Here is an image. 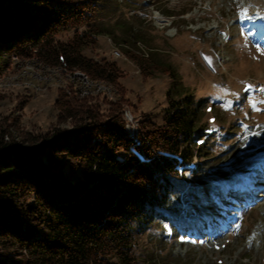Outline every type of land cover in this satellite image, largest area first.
Masks as SVG:
<instances>
[{
    "label": "rangeland",
    "instance_id": "374dc122",
    "mask_svg": "<svg viewBox=\"0 0 264 264\" xmlns=\"http://www.w3.org/2000/svg\"><path fill=\"white\" fill-rule=\"evenodd\" d=\"M97 23L102 33L83 53L114 60L122 88L97 79L107 87L77 94L105 105L121 94L127 131L144 115L160 123L168 97L190 96L206 132L192 167L164 173L171 203L139 227L133 264H264V179L249 178L264 172V0H101ZM127 49L171 64L176 77L143 76ZM32 55L12 54L0 72V131L23 151L52 126H72L55 99L60 90L73 94V72L82 71ZM236 180L252 198L235 195Z\"/></svg>",
    "mask_w": 264,
    "mask_h": 264
},
{
    "label": "trees",
    "instance_id": "16d2710c",
    "mask_svg": "<svg viewBox=\"0 0 264 264\" xmlns=\"http://www.w3.org/2000/svg\"><path fill=\"white\" fill-rule=\"evenodd\" d=\"M100 2L0 0V72L12 54H35L50 67L122 88L114 60L83 53L102 33ZM126 51L143 76L176 77L171 64ZM73 90L55 99L70 128L54 125L24 151L0 131V264H133L139 227L171 203L164 173L192 167L204 152L206 132L190 96L168 97L162 121L144 115L130 135L121 94L105 105Z\"/></svg>",
    "mask_w": 264,
    "mask_h": 264
},
{
    "label": "bare ground",
    "instance_id": "6f19581e",
    "mask_svg": "<svg viewBox=\"0 0 264 264\" xmlns=\"http://www.w3.org/2000/svg\"><path fill=\"white\" fill-rule=\"evenodd\" d=\"M34 57V56H33ZM30 59V58H29ZM39 61V60H38ZM39 62H41V61H39ZM42 63V62H41ZM43 65H45V66H48V65H46V64H44V63H42ZM48 67H50V66H48ZM52 68H54V67H52ZM73 76H76L77 78L78 77H81V79H83V80H81V79H77V83H78V85H77V88H78V93L80 94V95H86V94H89V93H92L93 91H99V92H101L100 91V89H105L106 87H107V84H105V83H102L101 81H99V80H97V79H91V78H89L87 75H86V73L85 72H82V71H79V70H77V71H75V73L73 72ZM90 85H93V86H91L90 87ZM109 88V87H108ZM108 88H107V90H108ZM96 93V92H95ZM98 93V92H97ZM129 114L127 115V117H128V119H130L129 118ZM137 129H138V126H133L132 128H129V130L128 131H130L129 132V134L130 135H134V134H136V132H137ZM250 150L249 149H246V152L248 153ZM262 151H264V148H262V149H260V151L259 152H262ZM248 167V165L247 166H245L244 168H247ZM259 173H261L260 171H259ZM262 173H264V172H262ZM261 175V174H260ZM262 177V176H261Z\"/></svg>",
    "mask_w": 264,
    "mask_h": 264
},
{
    "label": "built area",
    "instance_id": "2783aa9c",
    "mask_svg": "<svg viewBox=\"0 0 264 264\" xmlns=\"http://www.w3.org/2000/svg\"><path fill=\"white\" fill-rule=\"evenodd\" d=\"M113 53H114V55H116V56H119V55H120V52H118V50H114ZM77 79H81V77H78ZM81 80H83V79H81ZM91 86H93V85H90V87H91Z\"/></svg>",
    "mask_w": 264,
    "mask_h": 264
}]
</instances>
